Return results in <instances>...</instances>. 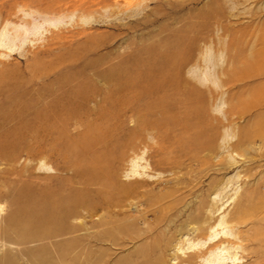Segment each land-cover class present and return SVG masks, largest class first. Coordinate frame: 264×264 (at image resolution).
I'll return each instance as SVG.
<instances>
[{
  "label": "rangeland",
  "instance_id": "374dc122",
  "mask_svg": "<svg viewBox=\"0 0 264 264\" xmlns=\"http://www.w3.org/2000/svg\"><path fill=\"white\" fill-rule=\"evenodd\" d=\"M7 21L37 27L0 47V264H179L201 198L216 217L237 188L243 228L264 216V0H0V31ZM184 126L183 144L166 141ZM95 161L110 188L91 180L105 174ZM171 237L189 239L184 252Z\"/></svg>",
  "mask_w": 264,
  "mask_h": 264
},
{
  "label": "bare ground",
  "instance_id": "6f19581e",
  "mask_svg": "<svg viewBox=\"0 0 264 264\" xmlns=\"http://www.w3.org/2000/svg\"><path fill=\"white\" fill-rule=\"evenodd\" d=\"M43 2V1H42ZM22 6V5H21ZM36 9H37V7H36ZM43 9H45V8H43ZM38 13H40V11H39V9H37L36 10ZM43 14H44V12H42ZM46 13V12H45ZM41 14V13H40ZM60 15V14H59ZM43 16H45V15H43ZM46 17H47V13H46ZM59 17H61V16H59ZM90 17H88V16H84V17H82L81 18V20L83 21V22H85V21H87L88 19H89ZM42 19V18H41ZM12 23V22H11ZM10 22H6V24L4 25V27L2 28V30L0 31V47H6L5 45L7 44L5 41H6V38L7 37H11V39H9V38H7L8 40H10L11 41V44H9L6 48L8 49V51H13L14 50V46H16L15 44H14V41L15 40H18L19 42H20V46H22L23 44H24V40H23V38H22V36H23V34H26V33H29L28 31H30V29H32V30H34L37 26H36V24H34V22H30V21H28V22H26V23H23V24H21V25H24V29H23V31H21V32H19L18 31V27H20V26H12V30H9V29H7L9 26H10V24H11ZM55 27H58L57 25H55L54 26V28ZM21 40H22V42H21ZM9 42V41H8ZM5 48V49H6ZM44 49H47V47L46 48H44ZM28 51H30V50H28ZM33 53V52H32ZM35 53V52H34ZM0 55L1 56H3V57H5V56H7V55H9V53H4V52H2V53H0ZM36 64L35 65H38V64H40L41 62H39V61H36L35 62ZM116 73H118V72H116ZM103 74H105V73H103ZM136 75V74H135ZM115 77H116V75H115ZM139 77V76H138ZM138 77L136 78V79H138ZM108 78V77H107ZM106 78V79H107ZM112 81L113 80H115L114 79V76H112ZM116 80H117V78H116ZM129 80H131L130 78H129ZM118 81V80H117ZM121 81V80H120ZM134 81V80H133ZM116 82V81H115ZM115 82H111V83H114V85L112 84V86H115V85H117V83H120V82H117L116 84H115ZM122 83V82H121ZM129 83H130V85L131 84H133L134 83V85H135V82H133V83H131V81H129ZM165 83V82H164ZM108 84V83H107ZM123 84H124V82H123ZM142 84H143V82H142ZM159 84H161V83H159ZM158 84V85H159ZM119 85V84H118ZM118 85L116 86V87H118ZM129 85V87H131ZM165 85V84H164ZM167 85V84H166ZM123 85H121V87H122ZM136 86V85H135ZM140 86V85H139ZM156 86V85H155ZM134 87V86H133ZM149 87V86H148ZM147 87V88H148ZM152 87V86H151ZM113 88H115V87H113ZM119 88H120V86H119ZM119 88L117 89V90H119ZM127 88V87H126ZM135 88H137V87H135ZM139 89H141L140 87H138ZM157 88V87H156ZM76 89V88H75ZM92 89H93V87H92ZM134 89V88H133ZM132 89V90H133ZM113 90V89H112ZM123 90V89H122ZM127 91V93H128V89H126ZM130 90H131V88H130ZM142 90V89H141ZM141 90H139L140 92H141ZM81 90L80 89H78V90H75V92H73L72 94H80L81 92H80ZM95 91V90H94ZM152 91H153V89H152ZM91 92V91H90ZM108 92H110V91H108ZM120 92H121V90H120ZM123 92V91H122ZM125 92V93H126ZM130 93L131 92H134V90L133 91H129ZM136 92H138V90L136 91ZM142 92L144 93V91L142 90ZM146 92V91H145ZM155 92V91H154ZM113 93V92H112ZM71 94V93H70ZM82 95H89V92H88V94H87V92L85 91L84 93H81ZM114 95H116V96H118V94L116 93H113ZM145 94V93H144ZM144 94H142V95H144ZM150 94H152V93H150ZM108 95H110V94H108L107 93V96ZM120 95V97L122 96L121 94H119ZM130 95V94H129ZM146 95H148V94H146ZM72 96V95H71ZM80 96V95H79ZM128 95H126V97H127ZM137 98H138V96H137V94L135 95ZM151 96V95H150ZM157 96V95H156ZM73 97V96H72ZM115 97V96H114ZM123 97H124V95H123ZM122 97V98H123ZM126 97H124L125 98V100L126 99H128V97L126 98ZM141 97V96H140ZM145 97V96H144ZM152 97V96H151ZM189 97V96H188ZM75 97H73V99H74ZM107 98V97H106ZM154 98H155V95H154ZM162 98V97H161ZM161 98H159V99H161ZM72 99V98H71ZM87 99V98H86ZM108 100H109V98H107ZM110 99H112L111 98V96H110ZM118 99V98H117ZM132 99H134L135 100V98H132L131 97V99L129 100V103L131 102V100ZM139 99H141V98H139ZM144 100H145V98H143ZM120 102H125V100L124 99H122L123 101H121L120 100V98L118 99ZM118 100H116L118 103H119V101ZM137 100V99H136ZM153 100V99H152ZM152 100H149V102L151 101L152 102ZM165 100V99H164ZM187 100V99H186ZM89 101V100H88ZM91 101V100H90ZM110 101V100H109ZM112 101V100H111ZM147 101V100H146ZM158 101V100H157ZM161 101V100H160ZM72 102V101H71ZM127 102V101H126ZM148 102V101H147ZM154 102V101H153ZM169 102V101H168ZM68 103H70V100H69V102ZM68 103H67V105H68ZM116 103V102H115ZM136 103V102H135ZM161 103V102H160ZM164 103V102H163ZM73 104V103H72ZM75 104V103H74ZM122 103H119V105H121ZM139 104V103H138ZM141 104V103H140ZM148 104H150V103H148ZM147 104V105H148ZM117 105V104H116ZM115 104H114V106H116ZM119 105H117V106H119ZM127 105H128V102H127ZM72 106V105H71ZM98 106V105H97ZM141 106V105H140ZM151 106V105H150ZM150 106H148V107H150ZM160 106V105H159ZM162 106V108H164L163 107V104L161 105ZM167 106V105H166ZM181 106V105H180ZM61 107H63V106H61ZM64 108V107H63ZM109 108V107H108ZM116 108V107H115ZM119 108V107H118ZM145 108V107H144ZM151 108V107H150ZM70 109H72V108H70ZM75 109H76V107H75ZM147 109V108H146ZM152 109V108H151ZM161 109V108H160ZM59 110V109H58ZM74 110V109H73ZM106 110V109H105ZM105 110H103V111H105ZM159 110V109H158ZM162 110V109H161ZM167 110V109H166ZM189 110V109H188ZM196 110V109H195ZM61 111V109L59 110V112ZM107 112H109L108 110H106ZM191 111V110H190ZM70 112V111H69ZM77 112V111H76ZM150 112L152 113V110H150ZM157 111H155V114H157L156 113ZM160 112V111H159ZM170 112V111H169ZM172 112V111H171ZM193 112V111H192ZM197 112H199V111H197ZM202 112V111H201ZM201 112H199V113H201ZM56 113V112H55ZM63 113H65V112H63ZM63 113L62 112H60L59 113V115H58V117H61L62 115H63ZM71 113H72V111H71ZM100 113H101V111H100ZM110 114H113V113H111V112H109ZM117 113V112H116ZM144 113V112H143ZM176 113V112H175ZM186 113V112H185ZM190 113V112H189ZM188 113V114H189ZM196 113V112H195ZM45 114V113H44ZM147 114V113H146ZM166 114H169L168 112L166 113ZM166 114H164V115H166ZM172 114V113H171ZM182 114V113H181ZM75 115H77V114H75ZM96 115V114H95ZM97 115H98V113H97ZM101 115H103V113L101 114ZM198 115V114H197ZM200 115V114H199ZM43 116H45V115H43ZM42 116V117H43ZM71 116V115H70ZM100 116V115H99ZM146 116V115H145ZM143 117V118H146V117ZM173 116V115H172ZM176 117H178L177 115H175ZM186 116V115H185ZM191 116V115H190ZM41 116L39 117V119H41L42 118ZM68 117V116H67ZM159 117H160V115H159ZM161 117H164V116H162L161 115ZM168 117V116H167ZM192 117V116H191ZM55 118V117H54ZM100 118V117H99ZM102 118V117H101ZM139 118H141V117H139ZM170 118V117H169ZM174 118V117H173ZM183 118V117H182ZM193 118V117H192ZM197 118V117H196ZM56 119H58V118H56ZM149 118H147V120H148ZM158 119V118H157ZM171 119H172V117H171ZM178 119H179V117H178ZM45 120V119H44ZM50 120V119H49ZM102 120H104V119H102ZM140 120V119H139ZM153 120V119H152ZM168 120V119H167ZM166 120V121H167ZM174 120V119H173ZM179 120H181L182 121V119H179ZM184 120V119H183ZM190 120V119H189ZM64 121V120H63ZM98 121H101V119L100 120H98ZM150 121H151V119H150ZM150 121L148 122V124L149 125H151V123L153 124V121H156V120H153V121H151V123H150ZM91 122V121H90ZM110 122H111V120H110ZM163 122H165V121H163ZM177 124L176 125H178V121H175ZM183 122V121H182ZM182 122H181V124H182ZM197 122V121H196ZM199 122V121H198ZM47 123V122H46ZM155 123V122H154ZM158 123V122H157ZM156 123V124H157ZM185 123V122H184ZM200 124V123H199ZM45 125V124H44ZM87 125H89V126H87L88 128H87V133L89 134V132L91 131V130H93L92 129V127H91V125H90V123L89 124H87ZM164 125V124H163ZM162 125V126H163ZM167 125H168V123H167ZM167 125H166V127H167ZM180 125V124H179ZM188 125H190V124H188ZM205 125V124H204ZM208 125V124H207ZM172 126H173V124H172ZM183 126V125H182ZM96 127H97V125H96ZM149 127V126H148ZM39 128H40V130H41V126H39ZM44 128V132H45V134H47V126L46 127H43ZM42 128V129H43ZM138 128V127H137ZM182 128V127H181ZM184 129L183 130H181V129H178V131L179 130H181V133L177 136V138H176V136H175V139H173L172 137H170V140H168V137L166 138L167 140L166 141H178L179 142V144L180 143H184V140L185 139H187V137L188 136H190L189 134H191L190 133V130L192 129L190 126H188V127H183ZM195 128V127H194ZM199 128V127H198ZM101 129H102V127H101ZM159 130H160V128H158ZM158 129H157V131H158ZM162 129V128H161ZM170 129H171V127H170ZM176 129V128H175ZM200 129L202 130V127L200 126ZM137 130V129H136ZM171 130H173V129H171ZM195 129H193V131H194ZM94 131V130H93ZM98 131V130H97ZM177 131V132H178ZM95 132V131H94ZM133 132V131H132ZM169 132V131H168ZM171 132V131H170ZM169 132V133H170ZM196 133V132H195ZM212 133V132H211ZM96 133H93L92 135H95ZM132 134V133H131ZM130 134V135H131ZM208 134V133H207ZM98 135V134H97ZM159 135V134H158ZM164 135V134H163ZM192 135H194V134H192ZM88 136V135H87ZM159 136H162V135H159ZM158 136V137H159ZM167 136V135H166ZM168 136H169V134H168ZM96 137V136H95ZM164 137H165V135H164ZM164 137H160V138H163L164 139ZM235 137V136H234ZM191 138V137H190ZM130 139V138H129ZM173 139V140H172ZM189 138H188V142H189ZM212 140V139H211ZM210 140V141H211ZM194 141V140H193ZM195 141H196V139H195ZM124 142V141H123ZM212 142V141H211ZM228 142V141H227ZM196 144H198V143H196ZM195 144V145H196ZM126 145V144H125ZM124 145V146H125ZM108 146V148L110 147V145H107ZM107 146H106V148H107ZM129 147V146H128ZM198 147V146H197ZM200 147V146H199ZM216 147V146H215ZM103 148V147H102ZM166 149H167V147H166ZM197 149V148H196ZM220 151H221V149H220ZM232 151V150H231ZM231 151H230V153H231ZM177 152V151H176ZM219 152V151H218ZM228 152V151H227ZM108 153V152H107ZM115 153V152H114ZM178 153V152H177ZM105 155V154H104ZM111 156H113V154H110ZM234 155V154H233ZM233 155H231V154H229L228 156H229V158H230V160H232L233 162H234V158L232 157ZM238 155V154H237ZM220 156V155H219ZM235 156V155H234ZM142 157V156H141ZM174 158V157H173ZM225 159V158H224ZM133 160V159H132ZM168 161V160H167ZM166 161V162H167ZM175 161V160H174ZM101 162V161H100ZM102 163V162H101ZM236 163H237V161H236ZM92 166L93 167H95V168H99V169H101V171L103 170L104 172H101V173H105L104 175L102 174V176L100 177V176H93L92 178H91V180L94 178V177H96V181L99 183V185H101L103 188H110L109 187V183H110V180L115 176H113V174L111 173V172H113V171H109V169H108V166H102L99 162H93L92 163ZM139 165H137V164H135L133 161H132V166H131V168H130V170H129V172H127L126 173V175H131V176H135V175H138V173H137V167H138ZM117 182V181H116ZM229 182H231V180H228L226 183H225V186H222L223 184L220 182V183H215V184H213L212 186H211V189H212V191H211V193L209 194V195H211V194H213V193H216V194H218V193H220L223 189H225V187H226V185L229 183ZM117 184V187H119L118 186V183H116ZM121 184V183H120ZM119 184V185H120ZM115 185V184H114ZM130 185H131V183H130ZM101 188V187H100ZM125 188V187H124ZM126 188H127V191L130 193L131 191H133V189L135 188H138V187H134V185H133V187H129V185L128 186H126ZM123 190H125V189H123ZM137 190V189H136ZM239 190H240V188H239ZM239 190H238V188H237V190H235V192H234V196H230L231 197V201L233 202V207H232V209L231 210H229L227 213H224L223 214V212L224 211H221V214L222 215H220V213L218 214L219 216H216V217H213L212 215H214L216 212H218L220 209H222V208H220V205L219 206H217V204L215 203H211V201L209 202V201H207V200H205V199H203V198H201L202 200L200 201V202H198L199 203V206H198V208H197V211L196 212H194L193 214H189V215H191L192 217H193V220H192V223H194L192 226H190V228L189 229H185V231L184 232H180V236H182V235H184V233L185 234H188L189 232V234L191 235V238L190 239H192V242H191V244L187 247V250H188V254H187V257L186 258H182V257H180V256H178V255H176V254H174L173 256H172V258L171 259H179L180 260V262H179V264H197L196 262H197V259H200L201 261H203V264H264V229L262 228V227H264V216H260V217H258V218H256V219H253V221L251 222V225L252 226H250V227H248V228H243V227H245V225H243V224H245V221H246V219H247V217H245L244 216V214L242 213V211H243V196L244 195H240V197H237V194L239 193ZM264 190V189H263ZM102 191V190H101ZM115 192H117V191H115ZM134 192H136V191H134ZM218 192V193H217ZM264 192V191H263ZM103 194V193H102ZM123 194V193H122ZM245 194V193H244ZM109 195V194H108ZM248 195V194H247ZM235 197H236V199L237 200H235ZM262 197V196H261ZM76 199V198H75ZM77 201L78 200H80V199H76ZM73 201V200H72ZM81 202V201H80ZM85 202H86V200H85ZM231 203V202H230ZM38 205H37V207H36V212H35V214H36V216H37V221H41L44 217H42V215H43V213H44V211H47L46 209H47V202H45L44 200L42 201V200H39L38 201V203H37ZM84 204H86V203H84ZM87 204H89V203H87ZM34 205H35V203H34ZM69 205V204H68ZM83 205V204H82ZM63 206V205H62ZM65 206H66V204H65ZM70 206V205H69ZM222 207V206H221ZM64 208V207H63ZM194 208H196V207H194ZM61 209V208H60ZM251 209V208H250ZM50 210V209H49ZM64 210V209H63ZM192 211V210H191ZM262 212V211H261ZM54 213V212H53ZM52 213V214H53ZM59 213V212H58ZM191 213V212H190ZM45 214V213H44ZM61 214V213H60ZM206 214H208V215H206ZM64 215H65V213H64ZM44 216V215H43ZM61 216H63V215H61ZM140 216V215H139ZM62 218H64V216L62 217ZM62 218H61V220H62ZM144 218V217H143ZM142 218V219H143ZM66 219V218H65ZM126 219V218H125ZM251 219H252V217H251ZM108 220V219H107ZM189 220V219H188ZM64 221V220H63ZM35 222H36V220H35ZM84 221H81L80 222V225L79 226H77V228H78V230H80V229H83V230H89L90 228H92L91 226L90 227H87L86 226V223H83ZM101 222V221H100ZM103 222V221H102ZM110 223V222H109ZM42 224V223H41ZM96 224V223H95ZM94 224V225H95ZM102 224V223H101ZM127 224V223H126ZM104 225V224H103ZM187 225H189V224H187ZM250 225V224H249ZM95 226H97V224L95 225ZM101 226V225H100ZM128 226H130V224L128 225ZM132 226V225H131ZM254 227V228H253ZM94 228H96V227H94ZM98 228V227H97ZM185 228V227H184ZM187 228V227H186ZM75 229V228H74ZM74 229H72V230H74ZM227 229V231H225ZM127 230V229H126ZM181 230V229H180ZM108 231H110V230H108ZM111 233H112V231H111ZM177 235H178V232H177ZM96 236H98V235H96ZM186 240H189V239H179L178 241L175 239V237H171L170 238V242H172V241H177L176 243H175V245H174V247H176V245L179 243V246H178V251L179 250H182L183 249V251L182 252H184V241H186ZM247 242H251L250 244L251 245H255V246H257L258 248H257V250H253V248H252V250H249L250 248H249V246L247 245ZM156 244V243H155ZM157 245V244H156ZM165 246V245H164ZM171 246V245H170ZM156 247H155V245H153V246H151V249H152V251H154V249H155ZM255 249H256V247H254ZM186 249V248H185ZM176 250V249H175ZM189 250H191V251H194V250H196V252L195 253H189L190 251ZM198 250V251H197ZM174 251V250H173ZM181 252V253H182ZM140 253H141V255H144L145 254V250H144V248H142V249H140ZM242 253H244L245 255H242ZM85 254V253H84ZM83 254V255H84ZM184 254V253H183ZM249 256H253L254 257V259H255V261H257V263H247V262H245V263H243V259H245V257L247 258V257H249ZM250 258V257H249ZM146 259V258H145ZM205 260H209V261H207V262H205ZM210 260H211V262H210ZM143 263L144 264H146V260H144L143 259ZM240 261H242V262H240ZM244 261H246V260H244ZM205 262V263H204ZM240 262V263H239ZM126 263V262H125ZM143 263H131V264H143ZM149 264H150V262H149Z\"/></svg>",
  "mask_w": 264,
  "mask_h": 264
}]
</instances>
